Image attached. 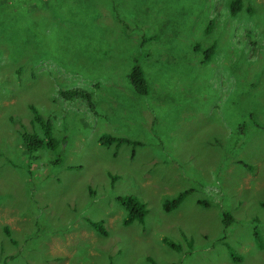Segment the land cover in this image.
Segmentation results:
<instances>
[{
	"label": "rangeland",
	"instance_id": "rangeland-1",
	"mask_svg": "<svg viewBox=\"0 0 264 264\" xmlns=\"http://www.w3.org/2000/svg\"><path fill=\"white\" fill-rule=\"evenodd\" d=\"M233 1L0 0V264H264V0Z\"/></svg>",
	"mask_w": 264,
	"mask_h": 264
},
{
	"label": "trees",
	"instance_id": "trees-1",
	"mask_svg": "<svg viewBox=\"0 0 264 264\" xmlns=\"http://www.w3.org/2000/svg\"><path fill=\"white\" fill-rule=\"evenodd\" d=\"M242 2L243 0H234L231 3V11L233 15L238 14L242 6ZM130 81L133 84L136 92H138L142 96L148 95L149 85H148L147 79L145 77V73L142 68L140 67L133 68V70L130 73ZM85 96L91 100L90 94H83V92H81L79 89L62 92V98L65 100H69V101L74 100V99L83 98ZM89 102H90L89 105L92 106L91 101ZM30 109L33 114L32 122L38 125H40L41 123L42 126H44L45 128V133L43 136H38L36 132L21 133V138L23 139L28 152L32 154L33 152H36L40 149H44L45 147L53 148L56 144V140L52 136L50 127L46 125V122L48 121L43 120V118L41 117V115L39 114V112L37 111L35 107L32 106ZM99 143L103 147H109L115 144L117 146H121L124 144L138 146L137 142H131V140L129 139L114 137L112 135L101 136ZM241 165H243L245 168L251 169L250 166H248L245 163H242ZM192 192H193L192 189L185 190L183 192H180L175 198L171 200H167L164 203V210L166 212H171L173 210H176L183 203L185 198ZM118 201L127 211V216L123 221L124 225L128 226L132 224L134 221H139L141 223L144 222L146 215L148 213V210L145 204L141 203L140 201L136 200L133 197H120ZM223 220H224V224L228 226L233 221V216L230 215V213H223ZM88 222L91 225V227L95 229L98 233H100L101 235L103 236L108 235L107 230L104 229L103 227L102 221L100 223L91 222V221H88ZM254 232H255L254 234H255V239H256L255 241L257 242L258 245H262V240H260V233L258 232L257 229H255ZM7 235L10 237L9 231H7ZM164 242L167 246H171L175 250H178V251L181 250L180 247L174 246L168 239H164ZM227 248L229 250L231 259L239 261L240 257L239 258L235 257L230 246H227ZM153 264H155V262H153Z\"/></svg>",
	"mask_w": 264,
	"mask_h": 264
}]
</instances>
